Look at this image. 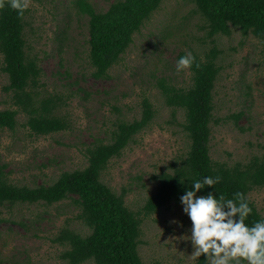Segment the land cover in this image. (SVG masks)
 Instances as JSON below:
<instances>
[{
	"label": "rangeland",
	"instance_id": "1",
	"mask_svg": "<svg viewBox=\"0 0 264 264\" xmlns=\"http://www.w3.org/2000/svg\"><path fill=\"white\" fill-rule=\"evenodd\" d=\"M91 1L98 11L114 2ZM194 6L188 0H164L134 35L110 70V78L96 80L88 63V16L78 12L70 0H28L29 40L43 69L41 82L63 95L66 103L61 114L70 120V128L33 136L23 127L22 113L15 131L0 128V165L11 181L48 184L65 170L84 168L86 147L95 139L106 138L117 118L130 121L140 117L145 96L157 112L153 123L120 157L109 162L101 176L117 193L126 188V204L143 214L142 206L155 190L159 174L170 171L188 148L189 140L179 124L184 114L178 110L172 116L156 82L163 76L179 85L189 83V68L177 72L175 61L189 48L197 50L202 38L205 45H211ZM216 43L222 50V70L216 83L210 154L213 160L230 165L246 163L252 155L264 153V54L255 36L243 37L240 31L219 35ZM6 82V75L0 72V109L15 108L2 90ZM233 114L239 115L237 121H225ZM249 197L264 215V187L251 191ZM2 210L0 264H67L59 257L64 246L53 238L63 226L89 232L76 219L78 207L70 198L50 206L21 204ZM190 227L181 202L143 216L138 251L144 264H196L198 257L190 256L193 249L186 239Z\"/></svg>",
	"mask_w": 264,
	"mask_h": 264
},
{
	"label": "trees",
	"instance_id": "2",
	"mask_svg": "<svg viewBox=\"0 0 264 264\" xmlns=\"http://www.w3.org/2000/svg\"><path fill=\"white\" fill-rule=\"evenodd\" d=\"M164 0H114L105 11H98L91 0H70V4L88 16V60L91 76L96 80L110 78V70L119 63L142 26L147 23ZM193 11L203 20L206 37L199 48H189L195 60L189 68L190 81L179 85L161 76L156 86L165 104L184 114L183 126L189 140L184 155L172 164L170 171L157 177V186L145 199L142 213L125 202L127 189L117 193L102 181V173L109 162L136 142V136L148 128L157 112L148 97L141 101L140 117L113 122L106 138L95 139L86 147L87 164L82 169L65 170L52 183L36 185L11 181L4 165H0V220L3 208L21 204L53 205L70 198L78 207L76 219L89 228L81 233L63 226L53 241L64 246L59 254L67 264H144L138 246L143 216H149L170 203L180 202L191 179L205 175L220 176L215 185H205L197 194L212 190L215 195L231 198L236 191L244 193L252 208L245 219L251 224L263 215L249 194L264 187V153L254 154L246 163L233 165L215 161L211 157L212 122L215 112L216 83L222 70L219 57L222 50L216 43L219 35L230 36L240 31L243 37L252 34L262 46L264 54V0H188ZM27 7L24 15L8 6L0 8V72L7 77L2 90L15 108L0 109V128L15 131L18 115H25L22 123L33 136H46L70 128V120L61 114L65 104L63 95L52 92L41 82L43 69L39 56L33 52L29 40L32 24ZM204 37V36H203ZM185 54L184 52L181 55ZM180 55V56H181ZM66 76H70L65 70ZM118 110V109H117ZM239 115L227 116L226 120ZM180 177L184 180L181 181ZM153 264H161L155 261ZM196 264H207L205 254Z\"/></svg>",
	"mask_w": 264,
	"mask_h": 264
},
{
	"label": "clouds",
	"instance_id": "3",
	"mask_svg": "<svg viewBox=\"0 0 264 264\" xmlns=\"http://www.w3.org/2000/svg\"><path fill=\"white\" fill-rule=\"evenodd\" d=\"M8 6L23 16L28 0H7ZM4 0H0V8ZM195 57L191 51L175 61L177 72L191 66ZM181 181L184 179L180 177ZM219 175H205L191 179V188H186L179 200L182 210L191 221L190 235L186 237L192 245L190 256L205 254L207 264H264V215L253 223H245L252 211L246 195L240 191L226 198L212 190L197 194L205 185H215ZM172 222H177L173 218Z\"/></svg>",
	"mask_w": 264,
	"mask_h": 264
}]
</instances>
